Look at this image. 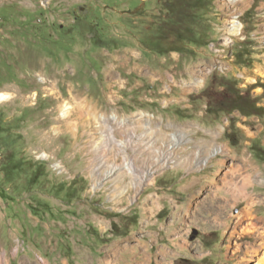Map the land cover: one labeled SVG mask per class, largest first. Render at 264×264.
Segmentation results:
<instances>
[{"label":"rangeland","instance_id":"obj_1","mask_svg":"<svg viewBox=\"0 0 264 264\" xmlns=\"http://www.w3.org/2000/svg\"><path fill=\"white\" fill-rule=\"evenodd\" d=\"M166 1L0 0V264L142 262L174 234L188 255L166 264L262 262L264 0H212L188 22L202 45L177 39ZM243 99L252 114L232 107ZM143 113L162 143L191 138L176 146L180 164L161 168L160 142L143 145ZM114 114L131 119L115 129L125 148L100 125ZM212 144L225 151L199 164L192 152ZM189 201L205 210L181 222Z\"/></svg>","mask_w":264,"mask_h":264},{"label":"crops","instance_id":"obj_2","mask_svg":"<svg viewBox=\"0 0 264 264\" xmlns=\"http://www.w3.org/2000/svg\"><path fill=\"white\" fill-rule=\"evenodd\" d=\"M144 116L148 117V114H144ZM144 116H142V114H141V117H144ZM151 122L152 121H150L149 126L147 125V127H148L147 131H148V134L151 131L150 133H152V135L150 137L147 136L146 137L147 139H145V137H144L145 140H143V142H144L143 145L146 148H152V147H154V143L155 142H158V141L160 142L161 146H160L159 149H156V151L158 150V153H159L158 156H159L160 161H161L160 162L161 168H164L165 166H175L177 164H180L181 159H179L176 156V151H175V149L177 148L176 146L179 143V141L181 143V141H183L186 138H187L188 141H190L191 138L189 136L187 137V135H184L183 134L184 132L182 130H181L182 133H179L178 131H175L173 134L170 135L172 141L171 140H169V141L164 140V143H162V141H160V139L163 140L164 136H163V132L161 131L160 124H159V130H155L154 131V127L151 128V124H152ZM172 126L175 127L176 130L179 128L178 126H174V125H172ZM118 128H119L120 131L123 129L122 126H118ZM115 129H117V128L115 127ZM119 130H117V131H119ZM216 135H217V133H216ZM113 142L115 144H117L115 141H113ZM113 149L114 148H112V150ZM201 150L202 151L198 150V151L192 152V154L196 153V155L198 157V163L199 164L201 163V165L204 166L210 160L211 156L215 155L216 153L224 152L225 151V147L223 145L212 144L208 148H207V146L205 148H204V146L201 147ZM115 152H116V150H115ZM201 153L204 154V155L201 156V158H200L199 155ZM133 163H135V162H133ZM224 163H225V161H223V159H222L220 164H224ZM134 166H136V165L134 164ZM156 170L157 169H151V170L148 171V173L152 174ZM181 178H182V181H184L185 179H187V176H185V174H182ZM194 178L195 177L192 178L190 183L189 182L188 183L185 182L186 183L185 184L184 182H181V184H179L178 186L180 187V185H182V187H183L182 189L183 190H187L189 188V186L193 185ZM243 181L244 182L240 183V181L237 180V183L236 182L233 183V185H231V187L229 188L228 194H229L230 197H232L230 199V204L231 205H237L243 199L242 198V191H245V189H246L247 184H245V183H249L248 182V176H246L243 179ZM145 182H149V178H146V176L144 175V177H142L140 179V181L134 182V184H135V186L137 185L139 187V186L145 184ZM218 186H219V188H218L219 191L222 190L223 187H224V186H221V184H219ZM221 194H223V193H221ZM205 202H206L205 204H207V200ZM177 207H179L177 213H178V215H179V217L181 219V222H184L185 219H187V222H191L187 217H189V215L191 214L192 215L191 218L193 220L194 217L198 214L199 211L205 210L204 208L206 206L203 204V202L201 204H197V203H194L193 201L192 202L189 201V202H185V203L183 202L180 205H177ZM195 209H197V211H195ZM211 210L212 209L210 208V210L208 209L207 211L211 212ZM194 211H195V213H194ZM245 212L247 213L248 209ZM256 232L257 233H262L261 236L263 237V231H259L258 230ZM176 237H177V235L175 236V234L172 237L173 240H172V244L171 245L175 246L174 248L169 249V248L162 247L161 251H160L161 253L160 254H156V255L153 252L146 253V255L144 256L145 260L142 261V262L138 261L136 259L137 260L136 263L135 262L134 263H130L129 260H128L129 258H126L128 260L127 264H166L165 262H163V261H165V259H167L169 261V260H171V258H175L176 259L177 257H180V256L181 257L187 256L188 254H187V250L186 249H188V248L184 247V246H186V244L181 243L180 240H178L176 242V240H175ZM253 248H257V247L252 246V251H253ZM261 253L262 252L260 250V254ZM135 256H137V255L134 254V256L132 258L134 259ZM244 259H245V256H244ZM215 261H216V263L219 262V260H215ZM118 262H119V255L118 254L115 255V256H112L111 258H108L106 260V264H119Z\"/></svg>","mask_w":264,"mask_h":264},{"label":"trees","instance_id":"obj_3","mask_svg":"<svg viewBox=\"0 0 264 264\" xmlns=\"http://www.w3.org/2000/svg\"><path fill=\"white\" fill-rule=\"evenodd\" d=\"M211 3L212 0H167L166 1V8L168 9V12L172 14L170 17L173 20L172 24L175 26V27L173 26L171 30L175 32L178 40H187L188 42L201 44V45L209 43L208 35L201 37L200 34H197L198 32L196 31V29L193 26H191L188 22H191V24L195 23L196 20L199 18V11L203 9H207L209 5H211ZM175 14L178 15V17ZM181 17H183V20L181 19ZM180 25H182L183 27H181ZM194 35H199V36L194 38ZM171 50H180V47H172ZM233 103L234 105L232 107L239 108L242 111V113L246 115L252 114V112L250 113L248 111L250 106L247 105L246 99L235 100V102Z\"/></svg>","mask_w":264,"mask_h":264},{"label":"bare ground","instance_id":"obj_4","mask_svg":"<svg viewBox=\"0 0 264 264\" xmlns=\"http://www.w3.org/2000/svg\"><path fill=\"white\" fill-rule=\"evenodd\" d=\"M234 22V21H233ZM241 23L240 21H236V22H234L233 23V29H236V31H239V28H240V25H237V23ZM4 97V96H3ZM2 97V95H0V99H2L3 98ZM66 110V109H65ZM144 114H142V116H143ZM103 119H101L102 120V122H100L101 124L100 125H102V127L104 126V125H106V124H108V126L110 125V131H112V138L115 140V142L118 144V145H120L121 147H127L129 144H128V142L126 141H124L123 142V140H119L117 137H116V134H115V127L117 128L116 130H119L118 129V126H122L123 127V129H126V127L129 125V122H131V119H125V120H122V119H120L119 118V116L117 115V114H114L112 117H110V118H106V117H102ZM143 118V117H142ZM145 118V117H144ZM108 119H110V120H108ZM150 119V120H149ZM151 119H152V117L150 116V115H148V117L146 116V120H147V125L149 126V123H150V121H151ZM112 120V123L113 124H110L109 122ZM122 129V130H123ZM123 142V143H122ZM132 167V168H131ZM116 168V167H115ZM122 168L124 169H129L128 170V172H130L131 174H136V167L134 166V163L133 162H125V164L122 166ZM131 169V170H130ZM115 171V170H114ZM154 173V172H153ZM152 173V174H153ZM152 174H144L145 176H146V178H149ZM148 175V176H147ZM251 177L250 176H248V182L249 181H251V179H250ZM248 213V212H247ZM248 224H250V223H248ZM254 225V224H253ZM256 231V230H255ZM258 231V230H257ZM259 235V234H258ZM262 235V234H261ZM259 237V236H258ZM261 237V236H260ZM261 240V239H260ZM261 242H262V240H261ZM260 242V243H261ZM264 243V242H263ZM262 244V243H261ZM258 247V246H257ZM260 247V246H259ZM261 248L263 249V246H261ZM261 248H253V251L255 252V253H259L260 252V250H261ZM251 251V250H250ZM263 259L261 260L262 262H260V264H264V256L262 257ZM250 259V258H249Z\"/></svg>","mask_w":264,"mask_h":264}]
</instances>
